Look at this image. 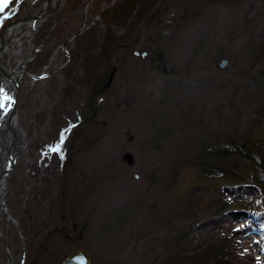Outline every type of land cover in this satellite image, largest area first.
<instances>
[{
  "label": "rangeland",
  "instance_id": "1",
  "mask_svg": "<svg viewBox=\"0 0 264 264\" xmlns=\"http://www.w3.org/2000/svg\"><path fill=\"white\" fill-rule=\"evenodd\" d=\"M141 1L62 0L34 31L37 50L23 69L51 72L19 81L18 150L6 173L0 264H46L26 263L36 247L35 241L24 246L28 213L33 228L55 227L61 238L69 237L76 219L84 226L81 243L64 244L86 247L95 262L190 264L186 258L209 234L204 227L213 216L206 213L210 181L197 177L194 162L228 151L230 141L238 144L244 136L253 159L264 153V0H147L136 20L130 10ZM28 3L6 21L23 15ZM106 29L113 36L109 46ZM131 50L148 56L140 59ZM223 58L225 66L216 67ZM61 133L62 151L50 152ZM123 150L133 154V167L120 160ZM218 162L254 175L256 183L244 188L246 196L237 192L232 205L261 213L257 186L264 185V173L231 152ZM262 222L260 236L242 237L253 244L242 246L239 263L264 264ZM61 252H53L56 260Z\"/></svg>",
  "mask_w": 264,
  "mask_h": 264
},
{
  "label": "trees",
  "instance_id": "2",
  "mask_svg": "<svg viewBox=\"0 0 264 264\" xmlns=\"http://www.w3.org/2000/svg\"><path fill=\"white\" fill-rule=\"evenodd\" d=\"M146 2L147 0H142L139 5H134L133 9L130 10L131 15H136V20L146 12L148 8ZM112 37V31L106 29L103 38L107 46L113 41ZM81 128H79L80 132ZM234 142H229V152L225 149H219L216 154L209 155L204 159L199 156L194 162L199 171L197 177L210 181L206 191L209 197L208 207L212 209H208L206 213H212L213 216L208 219L207 226L204 227V232L209 234L204 235L198 248L192 252L193 255L186 258L188 259L186 262H190V264H241L239 260L242 259L243 250H246L245 248L242 250V246L245 247L246 244L253 242L250 240L242 241V237L250 234L251 231L257 232L258 235L262 234L263 230L260 228L263 225L262 221H264V210L261 213L250 210L238 212L234 210V204L232 205L237 192L242 194L241 196H246L244 188L251 186L254 182L256 183L253 179L254 175H246L218 161L224 160L231 152L245 163L252 161L253 169H258L264 173V153L261 154L260 158L253 159L252 155L248 153V148H245L247 142L245 136L238 144ZM248 143L250 146L249 141ZM223 180L226 181L225 184H223ZM263 186V184L257 186L258 197L262 204H264ZM241 200L240 198L238 202ZM226 211H233L234 214H232L236 216H228L227 219L222 218L221 215ZM240 219H246L248 222L235 228L234 223ZM251 222L253 223L252 227L250 226ZM154 247L158 248V244H154Z\"/></svg>",
  "mask_w": 264,
  "mask_h": 264
},
{
  "label": "water",
  "instance_id": "3",
  "mask_svg": "<svg viewBox=\"0 0 264 264\" xmlns=\"http://www.w3.org/2000/svg\"><path fill=\"white\" fill-rule=\"evenodd\" d=\"M54 8H55V5L51 7L50 0H47L46 9L43 12L38 13L35 16L25 15L15 21L9 22L8 24H6L0 29V41L4 39V36L8 33V31H10V29H13L16 27V25H18V22H22L24 20L38 22L44 19L48 14H50ZM77 33L78 31L75 32L71 37H73ZM10 37H11L10 35L7 36L4 42H8L10 40ZM132 55H135V56L140 55V57L143 58L145 55V52L139 53L138 51L134 50L132 51ZM225 63H226V60L222 59L216 64V66L223 67ZM0 74H5V73L3 71H0ZM111 74L112 73H110V76ZM10 81L12 84L10 88V96L13 102L10 105H8L5 111V114L0 120V129L4 130V135H6L9 131L12 132V125L14 124V121H15V112H16V106L18 102V85L16 82V78H10ZM11 135L14 141L15 140L14 133L12 132ZM126 140L129 141L130 136H128ZM11 144H12V141H8L7 145L4 146L3 152H1L0 154V182L3 180V175L10 169L12 165V161H11L12 157L15 155V152H16V150L12 153L10 152ZM6 156L10 158V160L8 159L7 162L5 161ZM120 158L124 161V163L127 166L134 165L133 155L130 152L124 150L121 153ZM0 204H1V207L3 208L4 207L3 197L0 198ZM59 264H89V257H88V254L84 250L76 249V250H73L65 254L62 257ZM97 264H104V263L99 262Z\"/></svg>",
  "mask_w": 264,
  "mask_h": 264
},
{
  "label": "flooded vegetation",
  "instance_id": "4",
  "mask_svg": "<svg viewBox=\"0 0 264 264\" xmlns=\"http://www.w3.org/2000/svg\"><path fill=\"white\" fill-rule=\"evenodd\" d=\"M104 86V85H103ZM82 196L81 194H78L76 197L78 198L75 202L73 203V207H76V204L78 203L79 197ZM69 215H71L72 219L78 217L81 215L79 212H68ZM27 220H28V227L27 230L24 232V237L23 240L25 239L24 246L27 244H32L34 241L36 243L35 250H32L31 252H28V258L29 260L26 263H57L59 264L62 256L71 250L74 249H83L87 252L90 260V264L96 263L94 261V258L91 254V251L87 249L86 247H83L81 245H75L71 247L69 250V247H66L64 243H75V242H80L81 243V234L82 230L84 229L83 225H80L77 221V225L75 221H73L71 225V229L68 227V236H62L63 238L60 237L59 231L57 228L53 227L50 230H44L42 226L40 228H33L32 227V222H31V213L27 214ZM76 220V219H74ZM44 223V221H43ZM42 223V224H43ZM64 234V233H63ZM92 242L94 243V238L91 237ZM61 249V255L58 260H56L57 254L54 257L53 252L56 250ZM35 252H40L41 253V259L37 260L36 256L33 254ZM45 253V254H44ZM20 260L25 262L24 255L21 253ZM21 263V262H20Z\"/></svg>",
  "mask_w": 264,
  "mask_h": 264
},
{
  "label": "bare ground",
  "instance_id": "5",
  "mask_svg": "<svg viewBox=\"0 0 264 264\" xmlns=\"http://www.w3.org/2000/svg\"><path fill=\"white\" fill-rule=\"evenodd\" d=\"M59 3V1H58ZM18 27L13 28V32H16L17 29H20ZM31 27H33V25H31L30 23H28L27 28L23 29L24 30V36H25V40H24V45L25 46H30V40H28L30 31H31ZM19 32H17L16 34L14 33L11 38V42H9L7 44V42L4 43V39L0 41V70H6L7 74L10 78H16V82L17 80H19L20 76H18V74L21 71L22 68H20V65L23 63V57L21 55V49H22V42H21V37L18 36ZM26 56V55H25ZM13 57L12 60V68H9L8 63H10V58ZM10 83L8 82L7 79H1V87L3 88L4 92L10 88ZM7 95V91L5 92ZM18 127L17 121H14V124L12 125V132L15 135V138L17 140V135H16V128ZM1 131V130H0ZM12 132H8L6 135L3 134V130L0 132V153L2 152L3 149H1V146H5L7 145L8 141H12ZM18 144V141H17ZM18 150V147H17ZM8 159L10 160L9 157L6 156V162L8 161ZM13 160V159H12ZM13 162V161H12ZM6 175L5 174L3 176V180L0 182V198L4 196V190H5V180H6ZM1 208H0V213H1Z\"/></svg>",
  "mask_w": 264,
  "mask_h": 264
},
{
  "label": "snow or ice",
  "instance_id": "6",
  "mask_svg": "<svg viewBox=\"0 0 264 264\" xmlns=\"http://www.w3.org/2000/svg\"><path fill=\"white\" fill-rule=\"evenodd\" d=\"M10 2L11 0H0V13L4 12L5 8L10 4ZM12 102V98L4 92L2 87H0V109H5L6 106L10 105ZM72 127H75V125H73ZM64 141L65 136L63 133H61L60 142L54 147H51L49 151L53 153H60L62 151L61 145L64 143Z\"/></svg>",
  "mask_w": 264,
  "mask_h": 264
}]
</instances>
